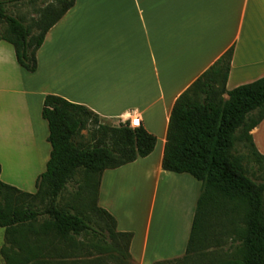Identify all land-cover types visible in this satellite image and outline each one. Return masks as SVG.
I'll return each mask as SVG.
<instances>
[{
  "label": "crops",
  "instance_id": "1",
  "mask_svg": "<svg viewBox=\"0 0 264 264\" xmlns=\"http://www.w3.org/2000/svg\"><path fill=\"white\" fill-rule=\"evenodd\" d=\"M231 48L227 91L264 77V0H76L47 33L35 73L1 41V180L37 191L52 151L42 116L47 95L115 123L141 117L156 148L105 170L98 205L116 218L118 231L134 234L136 264L183 257L202 183L162 167L170 117L177 99ZM250 134L264 156V120Z\"/></svg>",
  "mask_w": 264,
  "mask_h": 264
},
{
  "label": "trees",
  "instance_id": "2",
  "mask_svg": "<svg viewBox=\"0 0 264 264\" xmlns=\"http://www.w3.org/2000/svg\"><path fill=\"white\" fill-rule=\"evenodd\" d=\"M18 1L24 0H0V42L11 43L19 65L28 73H35L37 52L47 33L74 7L76 0H53L31 24L8 14L7 3ZM233 52V48L229 49L204 72L177 99L172 110L162 167L191 174L202 183V191L186 254L155 264H264V182L250 178L242 158L232 153L236 140L246 138L264 159L250 134L264 120V77L227 91ZM226 94L228 99L224 98ZM96 115L88 107L63 97H45L42 116L48 122L52 151L46 171L37 180V191H22L0 178V230H6L10 245L21 241L17 236L28 226L29 231H35L38 243L45 240L52 245L58 241L76 250H81L79 243L89 239V235L98 239L99 249H104L111 239L109 248L133 261L130 246L134 234L118 231L116 218L98 205L99 187L105 170L148 157L158 139L143 126L131 128L129 122L119 126L94 123L91 119ZM91 123L95 129L88 131L87 141H80ZM1 172L0 165V176ZM80 173L84 176L81 193L92 191L93 180L97 179L95 203L86 207L89 212L86 208L72 212L59 205L68 184ZM240 208L248 209V214L239 256L216 261L206 258L202 250L208 244L213 221L220 222L226 216L230 225H235ZM42 217L47 219L40 230H33V223ZM225 230L223 234L230 235V229ZM53 250L29 248L30 256L25 261L31 263L43 254V264H51Z\"/></svg>",
  "mask_w": 264,
  "mask_h": 264
},
{
  "label": "rangeland",
  "instance_id": "3",
  "mask_svg": "<svg viewBox=\"0 0 264 264\" xmlns=\"http://www.w3.org/2000/svg\"><path fill=\"white\" fill-rule=\"evenodd\" d=\"M52 2L53 0H24L7 3L6 8L8 14L21 17L27 24H31L34 20L40 18L41 11L51 5ZM0 31H2L1 28ZM35 32H37V30H35ZM91 121L94 123L110 124L113 126H119V124H121L101 119L97 115L94 116ZM95 127L96 125L91 123L88 126V129L82 132V137H80L79 140L87 141L89 138L88 131L95 129ZM237 136H239V134H237ZM232 153L233 155L240 156L242 158L243 164L250 178L259 183L264 182V159H260V157L256 154L249 140L246 138L242 141L236 140ZM83 180L84 176L80 173L68 184L67 190H65L60 197V207L72 212H77L76 210L86 208L88 203L92 205L95 203L97 179L93 180L92 191H88L85 194L81 193L82 191L80 192V185ZM86 210L87 212L90 211L88 208H86ZM247 214L248 209L240 208L239 215H236L235 217V225H230L226 216H222L220 218L221 223L218 222V220L213 221L211 229L208 230V244L202 250L203 254L207 255L206 258L216 261L225 257L239 256L242 248V238L244 237L245 230L247 229V222L245 219ZM46 219L47 217H42L37 222L33 223V230H40ZM228 228L230 229V235L226 236L223 233H225V229ZM233 228L236 230L235 232H233ZM2 233L3 231L0 232V244L3 238ZM33 233H35V231H29L28 226L23 227L17 236V238H21V241L16 245H10L6 232L5 244L0 251V264H15L16 262L21 261L22 263L27 264L25 260L28 256H30L27 251L29 248H40L44 251L46 248L54 249L51 264H136L134 261L128 259L125 254H119L109 248L112 243L111 239H109L110 242L104 249H99L97 247L98 239H96L93 235H89V239L83 240L82 244L79 243L81 245V250H76L74 247H70L65 243L58 241L52 242V245L50 242L45 240H40L38 243V241H36L37 236L33 235ZM3 249H5L4 252H2ZM8 249L11 250L8 251ZM44 257L45 256H43V254H39L38 258L33 259V262L28 264H43ZM62 257H65L66 259L63 260ZM195 258L198 262L201 261V257L195 256Z\"/></svg>",
  "mask_w": 264,
  "mask_h": 264
},
{
  "label": "built area",
  "instance_id": "4",
  "mask_svg": "<svg viewBox=\"0 0 264 264\" xmlns=\"http://www.w3.org/2000/svg\"><path fill=\"white\" fill-rule=\"evenodd\" d=\"M130 127L135 129V128H140L142 126V119L141 117L138 116H133L129 120Z\"/></svg>",
  "mask_w": 264,
  "mask_h": 264
},
{
  "label": "bare ground",
  "instance_id": "5",
  "mask_svg": "<svg viewBox=\"0 0 264 264\" xmlns=\"http://www.w3.org/2000/svg\"><path fill=\"white\" fill-rule=\"evenodd\" d=\"M14 151V150H13ZM3 152V151H2ZM0 156H2V155H0ZM12 156V155H11ZM10 166V165H9ZM14 169V168H13ZM12 171H14V170H12Z\"/></svg>",
  "mask_w": 264,
  "mask_h": 264
}]
</instances>
